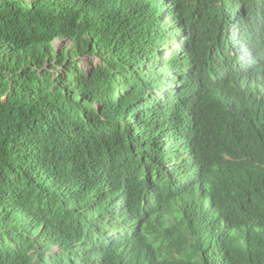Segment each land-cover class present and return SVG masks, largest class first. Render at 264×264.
Returning a JSON list of instances; mask_svg holds the SVG:
<instances>
[{"label":"trees","instance_id":"obj_1","mask_svg":"<svg viewBox=\"0 0 264 264\" xmlns=\"http://www.w3.org/2000/svg\"><path fill=\"white\" fill-rule=\"evenodd\" d=\"M257 17L0 0V264H264Z\"/></svg>","mask_w":264,"mask_h":264},{"label":"clouds","instance_id":"obj_2","mask_svg":"<svg viewBox=\"0 0 264 264\" xmlns=\"http://www.w3.org/2000/svg\"><path fill=\"white\" fill-rule=\"evenodd\" d=\"M232 27V26H230ZM229 28V27H228ZM233 30H237V28L232 27ZM228 31V34H230ZM251 35V40L246 43L247 51H248V59L251 61V65L253 67V72L258 74H264V56L262 54V58L257 54L259 50L258 42L264 43V18L257 17V25L252 27V30L249 32ZM233 45V41L231 42ZM227 52L230 53V50L227 48Z\"/></svg>","mask_w":264,"mask_h":264},{"label":"rangeland","instance_id":"obj_3","mask_svg":"<svg viewBox=\"0 0 264 264\" xmlns=\"http://www.w3.org/2000/svg\"><path fill=\"white\" fill-rule=\"evenodd\" d=\"M228 30L232 31L233 29H232V27H229ZM55 45L59 49V48H61L62 46L66 45V44L64 42H62V41H59V42L55 43ZM91 61H93V60H91ZM82 64H83L82 66L84 67V69H87L90 66V61H84Z\"/></svg>","mask_w":264,"mask_h":264},{"label":"water","instance_id":"obj_4","mask_svg":"<svg viewBox=\"0 0 264 264\" xmlns=\"http://www.w3.org/2000/svg\"><path fill=\"white\" fill-rule=\"evenodd\" d=\"M55 47H56V45H55ZM57 48V47H56Z\"/></svg>","mask_w":264,"mask_h":264}]
</instances>
